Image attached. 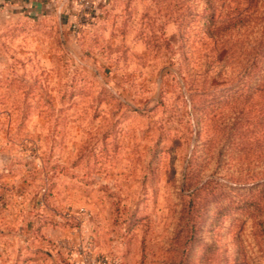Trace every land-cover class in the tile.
<instances>
[{"label": "rangeland", "instance_id": "rangeland-1", "mask_svg": "<svg viewBox=\"0 0 264 264\" xmlns=\"http://www.w3.org/2000/svg\"><path fill=\"white\" fill-rule=\"evenodd\" d=\"M173 2L0 0V264H201L211 243L214 264H264V91L246 150L221 136L256 34L221 41L219 79L189 77L207 50L178 70ZM189 160L217 187L192 232Z\"/></svg>", "mask_w": 264, "mask_h": 264}, {"label": "trees", "instance_id": "trees-1", "mask_svg": "<svg viewBox=\"0 0 264 264\" xmlns=\"http://www.w3.org/2000/svg\"><path fill=\"white\" fill-rule=\"evenodd\" d=\"M173 1L172 13L175 15L174 22L177 23L178 31L169 40L168 46L172 50V56L180 54L174 61V63L178 62V70L182 71V68L188 65L185 58L190 62L188 55L193 54L191 49L194 44H199L205 51L207 50L204 65L191 66V69L185 71L189 73L187 75L189 77L200 71V68L205 67V71L202 73H213L214 78L219 79L226 69L227 57L232 58L235 53L234 48L223 50L225 48L221 41L232 32L245 29L248 26L252 27L256 34L254 42L248 46L250 57L246 59L244 66L239 67L240 77L233 85L236 90V107L239 106L233 111L234 123L231 127L224 126L222 132L219 131L228 142H235L234 144L239 147V151L242 153L246 150L245 141L248 140L250 134L249 123L242 121L245 106L255 93L264 91V0H199L201 10L196 14L192 12L190 6V2L194 0H185L182 17L180 10L183 8V4L179 3V0ZM186 18L189 21L188 27L185 25L181 28L182 20ZM192 36L197 37V41H192ZM153 46L157 47V44ZM197 92L198 90L191 94L194 96ZM215 129L218 133L217 127ZM192 167V160H189L182 177V189L184 190L182 196L187 199L188 205L186 214L189 232L198 228L197 225L207 213L208 203L211 199L216 200L217 198L216 184L212 181L201 183V172ZM231 204L233 203L231 202ZM255 224L258 231L264 233V214ZM211 227L215 226L211 225ZM262 239L264 241V235ZM214 251L212 243L206 245L200 260L201 264H214ZM262 256H264L263 253Z\"/></svg>", "mask_w": 264, "mask_h": 264}, {"label": "built area", "instance_id": "built-area-1", "mask_svg": "<svg viewBox=\"0 0 264 264\" xmlns=\"http://www.w3.org/2000/svg\"><path fill=\"white\" fill-rule=\"evenodd\" d=\"M104 262H105V261H103V259H102V260H99V261H97V262H96V261H93V264H95V263H97V264L103 263V264H104Z\"/></svg>", "mask_w": 264, "mask_h": 264}]
</instances>
